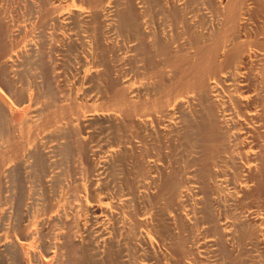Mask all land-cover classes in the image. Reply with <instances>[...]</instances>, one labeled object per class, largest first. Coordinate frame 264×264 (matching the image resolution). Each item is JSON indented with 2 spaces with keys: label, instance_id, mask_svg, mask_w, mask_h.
<instances>
[{
  "label": "bare ground",
  "instance_id": "bare-ground-1",
  "mask_svg": "<svg viewBox=\"0 0 264 264\" xmlns=\"http://www.w3.org/2000/svg\"><path fill=\"white\" fill-rule=\"evenodd\" d=\"M0 264H264V0H0Z\"/></svg>",
  "mask_w": 264,
  "mask_h": 264
}]
</instances>
